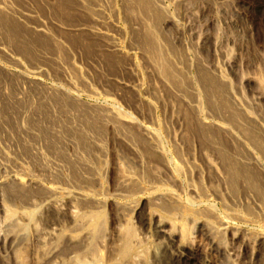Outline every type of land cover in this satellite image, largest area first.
Segmentation results:
<instances>
[{"label":"bare ground","instance_id":"6f19581e","mask_svg":"<svg viewBox=\"0 0 264 264\" xmlns=\"http://www.w3.org/2000/svg\"><path fill=\"white\" fill-rule=\"evenodd\" d=\"M21 1L0 0V55L6 61L0 62V245L18 253L16 247L27 239L25 235L28 236L30 221L35 216L31 207L39 209L49 201L55 202L59 195L66 199L61 209L68 216V224L53 223L44 231L47 235L44 264L57 259L65 261L64 258L75 254L81 256V264L104 261L120 264L121 261H115L117 258L127 264H140V259L150 256L149 245L153 243L149 244L150 235L164 255H155L150 260H155V264H171L174 260L180 264H212L199 255L198 245L180 241L178 232L169 228V222L175 221L200 232L208 241L209 250L216 253L218 264H230L231 253L222 234L239 240L237 222L264 225V121H260L263 118L254 116L255 111L233 94L228 76L217 65L209 68L203 54L194 55L195 52L187 50L189 46L183 45L185 42L178 41L182 29L161 6V0H119L125 28L114 20L117 13L114 0H79L83 19L58 27L63 33L88 34L87 40L97 41L96 47H102L100 52L108 51V57L111 53L121 56L124 61V64L119 61L123 65L121 69H128L134 81L128 84L117 80L116 75L110 76L108 80L114 86L109 88L114 90L111 93L130 99L131 92L125 94L126 91H135L136 102L146 108L147 114L152 115L158 109L162 117L149 115L150 124H142L129 119L130 115L116 106L83 104L79 100V88L90 89L91 95L96 92L79 76L70 50L63 54L67 50L63 44L70 42L69 35L65 43L60 42L55 37L59 31L53 35L50 21L44 13L40 16L35 11L38 4L47 9L50 0ZM175 1L178 6L183 5V0ZM130 15L134 16L133 21H129ZM167 26L176 31L178 43L171 35L174 41L170 37L166 39ZM116 34L125 36L126 44L139 50L147 78L141 91L144 87L143 92L150 99L139 92L140 87L135 83L139 73L133 51L124 49ZM29 35L33 36L30 42L33 47L29 45ZM35 44L40 47L36 54ZM10 49L17 52L11 54ZM12 62L17 69L10 66ZM51 64L56 70L52 74H61V79L58 75L56 80L63 79L64 86L43 84L40 76L46 68L52 69ZM204 108L214 113L220 111L222 120H212V114H207ZM119 152L125 154L121 157L127 169L114 177L113 191H105L108 155L117 157ZM37 196L40 199L35 201ZM113 198L121 200L113 216L116 243H112L107 259L103 260L105 255L97 244L99 240L102 244L105 241L101 237L105 235L106 222L103 208L111 202L113 206ZM215 203L221 206L220 212L215 209ZM146 207L155 212L148 215L149 220L141 219L146 235L138 236L129 217L131 213L139 215ZM247 235L264 248V231L247 232ZM31 240L32 250L37 254L35 246L39 239ZM105 245H101V250ZM16 254H12L15 260L1 259V264H20Z\"/></svg>","mask_w":264,"mask_h":264},{"label":"rangeland","instance_id":"374dc122","mask_svg":"<svg viewBox=\"0 0 264 264\" xmlns=\"http://www.w3.org/2000/svg\"><path fill=\"white\" fill-rule=\"evenodd\" d=\"M19 1L22 2L21 0H19ZM57 1H58V3H57ZM57 1L56 0L55 1L50 0L48 8L45 10L43 8H41V7H43V5L38 4L37 6H35V8L36 7L38 8V6H39L40 7L39 9L40 10L42 9L43 11L41 10L42 12L41 11L39 12V10L37 8L35 9V11L38 12V14L40 16H42V14L44 13L43 15H45L44 16L45 19L50 21V23L48 22L49 26H50L49 28H50V31L53 35L56 33L57 30L59 31V33L55 34V37L60 42L62 41L63 43H65V40L67 41V38H69L68 41L70 40V42H68V43L66 42L65 44H63V46H66L65 50L67 49L66 51L64 50L65 52L63 54L66 55L67 53H69V50H70L69 54H72L71 57L73 56L72 59H73L75 65H77V67L79 68V71H80L79 76H81V78H83V80L85 82H87L86 83L87 87L89 86L94 92H96L95 93L96 96H95V94L91 95V93L89 92L90 89L79 88V91H78L79 100L82 101L83 104H88V103L90 104L91 103L92 105H96V103H97L98 105L101 104L102 106L104 105L107 107H115L116 106L117 109H119L121 112L123 111L122 113L126 112V113H124L125 115L128 116V114H129L130 115L129 119L131 117V119H134L133 120L134 122L136 120V123L138 122V123H142V124H147V123L150 124V117L155 116L153 118H156V117L161 118L162 113L158 109H154L153 110L154 112H152L153 113L152 115L147 114L149 112L145 111L146 108L144 106H141V104H139V102H136L137 101V99H136L137 95H135V91H134V93H133V91H131L129 89H128L129 90L128 92L126 91L125 94H128L131 92L129 94L130 99L128 98V96L123 95V94L120 97V96H117L116 94L114 95L113 93H111V92H114V90L109 89V88H113L114 86L111 83V81L108 80V78H110V76L113 77L116 75L117 80H120L122 82H126L128 84L130 82L134 81V78L129 75L128 69L127 70L121 69L122 68L121 66H123V65H121V62L123 61V59L121 58V56L119 57L114 53H113V55L111 53L110 56L108 57L107 53L109 54V52L107 51L106 53H104L103 52V51H105L104 49L102 50V52H100L101 51L100 49L102 47L101 48H98L99 46L96 47L98 45L97 41H94L96 43L95 45H94V42H89L87 40V37H86L89 35L88 34L86 35V33H84V34L80 33V32L75 33L73 31H70L72 34L69 33V31H67L66 33L64 31V33H63L62 29H60L58 27L59 24H61L62 26L63 25L66 26L67 24L68 25L72 24V23L76 24L78 21L80 22L83 19V16H82L83 11H80L81 3L79 2V0H57ZM60 1H61V4L63 2V3H65V5L62 4V6H61V4H59ZM161 1H163L162 2L163 4L161 3V6H164L165 10H167V12H169L173 15V17L175 18V21L178 24L177 26H179L178 28L182 29L181 35L179 34L181 36V38H180V40H178L176 37L177 35H175L176 31L174 30V28L171 26H169V27L167 26L166 28H164V30L166 29L165 30L166 31V33H165L166 39H167V37L171 38V36H172L174 38V40H176V42H177V40L180 43L185 42V43H183V45L185 44L184 46H186V45H187V47L189 46L187 50L190 49L189 51L195 52L194 55L202 56V54H203L202 58L204 57L203 59L205 61V64L209 68H210V66L213 67V66L217 65L218 68L221 69V72L223 74H225L224 76L226 78L228 76L227 79H228L229 83L231 82L230 85H231V89H232L233 94L238 99H240L241 102H243V104L245 103L246 105L245 104L244 105L249 107L251 109V111L253 110V113L255 111V115L253 114L254 116H256L257 118L260 117L261 119L263 118V120H260L261 122H263L264 121V112H262V111H264V0H221L222 2L220 0H208V1L195 0V2L193 0H187V1L183 0V3H182L183 5L180 4V6L177 5L178 4L177 1L173 2L174 0H161ZM211 1L213 3H211ZM219 1H220V3H219ZM54 2H56V3H54ZM67 2H69V3H67ZM114 3L116 4L114 6H115L116 12H117L116 14H114V20L116 21V24L125 28L126 27L125 26L126 21L124 20L123 10L121 9L122 6H121L119 0L118 1L114 0ZM185 3H187V5ZM72 5H73L74 10L72 8ZM49 7H51V8H49ZM56 7H58L59 9H60V7H62V9H60V11L58 12L59 9ZM118 7L120 8V10H122L121 12H119L120 10ZM177 7H179V9H177ZM71 8H72V10H71ZM64 9H66V11ZM62 10H63V12H62ZM48 12L50 15H48ZM129 14H130V12H129ZM46 15H47V17H46ZM59 15H61L60 17L63 20L59 17ZM131 17H132V20H129V21L134 20L133 19L134 16L130 15L129 19H131ZM59 18H60V20H59ZM64 20H65V22H64ZM53 23L55 24V26ZM65 23H67V24H65ZM55 27H56V29H54ZM25 33L27 34L26 31H25ZM56 35L59 37H57ZM66 35L68 36L67 38H66ZM63 36H64V38H63ZM115 36L119 39V42L124 49L128 50L129 52L133 51L131 53L133 55H135L134 58L136 60L137 69L139 71V72L137 71V74L139 73L138 74L139 76L135 75L136 77H138L137 81H135V83L137 84V86L140 87L139 92L142 95H144V97L150 99V96L148 97L147 96L148 94H145L143 92L144 87H142V91H141V86H145V84H146L145 82L147 81V78L146 79L144 78L145 77V68L141 64L142 62H141L140 57L138 55L139 50L136 49V47L131 48L133 46H130V44L128 46L126 44V37L125 36H124L125 38L121 35L118 36V34H116ZM27 37L31 39V41L28 40L29 45H30L32 43V40H33L31 37H33V36L29 35ZM173 38H171V39L173 40ZM84 40L86 41L85 43H84ZM34 41H36V40H34ZM92 43H93V45H92ZM32 45L34 46V44H31V46ZM35 45H36V47H35L34 52L36 54L39 51L40 47H38L39 48L38 49L37 46H39V45H37V44H35ZM87 45H88V47H87ZM192 45H195V46H192ZM196 45H197L198 49L200 48L199 50L196 48ZM52 46H53V42L51 44V47ZM201 48H203V50H202L203 53L201 52ZM96 49H97L98 53L96 52ZM53 50L54 49L52 48L51 51L54 52ZM204 50H205V53H204ZM14 51L17 52L16 49ZM14 51H13V49H10L11 54ZM199 52L201 54H199ZM13 56L16 58L18 57L17 55L15 56L14 54H13ZM110 57L113 60V62L115 61V63H113V62L112 63L110 62L111 64L109 63V61H111ZM106 58L108 59V61H106ZM115 58L117 60H118V58H121L122 60L119 59L117 61ZM3 59H4L3 57L0 58V62H6V61H4L5 59L4 60ZM116 61L117 62L121 61V62H119L120 64L119 63L117 64ZM52 64H53V62H52ZM52 64H51V66H49L52 69L46 68L45 70H43V72H44L43 75L40 76L43 84H46L47 86H49V84H50V86H52L55 83L54 86H56V87L64 86L66 82L65 81L63 82V79L60 80L61 74H57V73H56L57 75L52 74V73L56 72V70H54L55 69L54 65H52ZM123 64H124V61H123ZM140 65H142V66H140ZM10 66L13 68H16V69L18 68L17 66L14 65V63L10 64ZM24 66L26 68L28 67L27 69H29V68L31 69L30 65H28V64H24ZM50 70H52V71H50ZM47 74H49V75H47ZM58 75H59V77H58ZM57 77L60 78L59 79L60 81L56 80V79H58ZM61 82H63V83L61 84ZM137 92H138V90H137ZM105 94H108L110 96V98L108 99V97H109L108 95H106L108 97H105ZM133 97L136 100L133 99ZM133 100H135V101H133ZM256 108H258V109H256ZM204 109H205L204 111H206L207 114H209V115L212 114V116H210V118L212 117V120H214V121L219 120L220 121V119H221V116H220L221 113L219 114L220 111L216 110V112H217V114H216V112L214 113L212 111L211 112L207 111L206 109H208V108H204ZM208 110H210V109H208ZM257 110H258V112H257ZM259 110L263 114L259 113ZM144 111H145V113H144ZM213 114H215V115L213 116ZM147 115H148V117H147ZM149 115H150V117H149ZM50 120H51V118H50ZM123 151H125V150L123 149ZM121 153L122 152H119L118 154H120V155H117V157H116L114 155H110V154H112V151H110V154L108 155V163L107 164L109 167H108V172L104 178L105 181H103V184H104L103 187H104L105 191H109V192L113 191L114 188L112 186H113L114 177L117 175L118 172L120 173L121 170L126 168V162H124V160L121 157V155H125V154H123V153L121 154ZM114 159H116L117 161H115ZM178 187L184 188L183 186H181V184H178ZM181 195H182V198H184V194L181 193ZM143 198L146 199L147 196L144 195ZM38 199H40L39 196L34 197L35 201H38ZM54 200L57 203H55L54 201H49V203H46L48 206L46 204H44L41 208L39 207V209L31 207L33 209V213L35 216H33V221L32 220L30 221V224H29V227L27 230L28 232L26 233L28 236L25 235V237H27V239L25 238L26 239V240L24 239L25 242L23 241L19 246L16 247V251H18V253L11 251L12 249H9L8 247H2L0 245V264L2 263L1 259L3 261H7L8 259L15 260V258H14L15 255H12L13 253H15V254L17 253L16 257H18V260L20 261V262L18 261L17 263H20V264H22V263L23 264H35V263L36 264L37 263L38 264H44L45 263V257H44L43 253H44L45 248L47 247V235L44 231L46 229L50 228L51 226H49V225H51L53 223L54 224L59 223V224L65 225L68 222V216H67L65 210L61 209V208H64V204H65L66 199L64 200L63 196L61 197V196L57 195L56 198H54ZM117 202L120 203L121 200L119 198H113V203H114L113 206L114 207L112 206V202H111V205L106 204L104 206L107 209L103 208V213L106 214V215L104 214V216H106L104 222L105 221L106 222L104 223V227H103V231L105 229L103 234H105V235H103L101 237L104 238L105 241L104 240L103 241L105 242L106 245L104 244V242L102 244L100 240L98 241V239H97V241H98V243L99 242L100 243L97 245H99L98 246L99 250L102 253H104L103 254V255H105L104 257L108 256V253H109L108 251H109L110 247L113 246L112 243L113 242L116 243L114 236H113L115 233V230L113 227V223H114V219H113L114 217L113 216L116 215L115 209H116ZM200 202H199L200 205H202L203 202L202 201H200ZM214 207L218 212H220L222 209L218 203H215ZM26 210L28 211V209H26ZM154 212H155L154 209H150V208L146 207L145 210H143L139 215L136 213H131V215L129 217V219H131V220H129V221H131V224H132L131 226H134L133 228L136 229V234L138 236L146 235L145 234L146 228L142 225V223L146 220V218L148 219V217H149L148 215L150 213L152 214ZM137 216H139V218H137ZM141 219L142 220L144 219V221L142 222ZM60 221H61V223H60ZM182 225L183 226H181V223L179 221L169 222V228L178 232L179 237H181L180 241L182 240L181 241L182 243L191 244L194 246L198 245L199 246L198 252H199V255H201V257H204V258L210 260L212 262V264H218L217 263V255L215 252H212L211 250H209L208 241L206 240V238H204V236L200 232H198L197 230H194V229L188 227V225H186L185 223H182ZM236 226H238V228H240L239 232L236 233L237 237L240 238L239 240H237L236 238L232 239V236L227 234V233L222 234L223 242L226 245L227 249L231 253L230 264H264V248H262V247L260 248V245L254 240V238H251V237H249V235H247V232H251V234H253V233L255 234L257 232L264 231V225H260L258 223H254V222L252 223V222H248V221L245 222L244 221V222H237ZM30 233L32 236L30 235ZM150 236L151 237L149 239V244L152 242L153 243H152V246H151V244L149 245V247H151L152 249L149 248V254L148 255H150L149 257H151V258L147 257V259H140V261H139L140 264H153L155 262V260L154 261H150V260H153L155 255L157 257H159L161 255L164 256L162 254L163 251H162V248L160 247L159 243H156V241L154 240L152 235H150ZM35 237H37L39 239L37 242V246H35V249L37 250V252H36L37 254H35V251L32 250L33 247H31L32 246L31 242H33L31 239L34 240ZM101 237L99 239H101ZM25 245L29 246V247H25ZM101 245H105L106 248H105V246L104 247L102 246V250H101ZM117 245H119V244H117ZM36 247H38V248H36ZM115 248H117V247H115ZM153 249H155V251ZM30 250H32L33 252ZM104 250H106V251L104 252ZM117 250H115V252H117ZM29 252L30 253L32 252L31 253L32 255ZM33 253L35 254V256H33ZM36 255H38L37 258H36ZM9 256H10V258H9ZM11 256H12V258H11ZM115 256L118 257L117 255H115ZM22 257H25V258L27 257V258L24 259ZM80 257L81 256H79L78 254H75V255L71 256V258H68V257L64 258L63 260H65V261H61V260L57 259L56 261L54 260V261H51L52 263L50 262L47 264H60V263L66 264L67 262H68V264H70V262L72 263V261H73V264H81L80 260H82V259ZM104 257H103V260H106L107 257L106 258H104ZM116 257H115V259H116ZM34 259H37V262ZM25 261L28 263H26ZM32 261H33V263H31ZM34 261H35V263H34ZM115 261L116 262L121 261L120 264L121 263L127 264V262L125 263V260H123V259L121 260V258H117ZM42 262H44V263H42ZM103 264H106V261H104ZM114 264H116V263H114ZM171 264H180V263L176 262L174 260V262H172Z\"/></svg>","mask_w":264,"mask_h":264}]
</instances>
